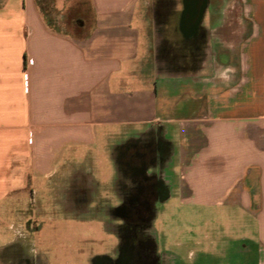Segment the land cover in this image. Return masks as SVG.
<instances>
[{
  "label": "crops",
  "instance_id": "obj_1",
  "mask_svg": "<svg viewBox=\"0 0 264 264\" xmlns=\"http://www.w3.org/2000/svg\"><path fill=\"white\" fill-rule=\"evenodd\" d=\"M43 1L0 0V120L19 125L0 136L22 137L17 150L0 143V215L74 177V167L105 200L125 145L155 144L164 213L179 201L221 208L235 222L204 239L165 229L170 264H264V0H239L240 15L231 13L236 0H207L196 30L182 29L185 0H54L58 26ZM206 25L210 68L199 43ZM104 160L115 170L107 180ZM105 203L86 214L107 215Z\"/></svg>",
  "mask_w": 264,
  "mask_h": 264
},
{
  "label": "rangeland",
  "instance_id": "obj_2",
  "mask_svg": "<svg viewBox=\"0 0 264 264\" xmlns=\"http://www.w3.org/2000/svg\"><path fill=\"white\" fill-rule=\"evenodd\" d=\"M42 5L50 23L58 26L57 14L54 12V0H45ZM214 10L218 12V9ZM220 12L224 14L223 8H220ZM241 12L242 6L239 0H236L231 13L240 15ZM211 31V27L206 25L204 27L205 37L199 41L204 44V49L208 54L205 60L206 68L211 67L213 59ZM191 50L188 56L184 57V61L190 59ZM6 123L9 121L0 120V128L19 127L16 124ZM14 134L0 136V143H4L7 138L8 143H11L14 150H17L22 137ZM130 144L134 147L133 144L136 143L131 142ZM143 145L152 149L150 144ZM136 152L127 153L126 165H132V167H126L129 173H136L139 170L137 164H142L140 161H135ZM0 154H4V151H0ZM13 157L14 160H20L16 151ZM154 159H156L155 155ZM156 164L153 163L152 167L147 169L151 180L152 174L159 173ZM15 165L14 168L18 169V174H20L22 165L20 163ZM102 165V178L107 180L115 171L112 161L104 160ZM74 169L78 171L74 177L71 178L69 174H65L64 177L57 178L55 185L52 184L53 182L45 184L36 200L32 201L30 197L14 200L15 209L9 215H0V230H2L0 233V264H170V252L165 248V229L171 226L194 229V232H184L183 237L204 239L208 229L235 223L233 220L230 221L227 213L221 208L215 207L210 210L199 208L195 211V209H187L180 205L179 201L174 202L173 210L166 214L163 210V200H152V206L159 207L151 215L152 223L148 222L149 216L138 218L124 216L120 210L121 207L133 200L140 204L139 197L144 192L143 188H133L135 184L131 179H126L124 188L119 183L109 185L107 193L102 194L105 200H100V190L99 193L98 191L87 193L86 185L79 183L83 179L81 172L83 169L77 170L78 168L75 167ZM74 169L72 168V171ZM123 178L124 175L121 176V180ZM123 201L124 204H122ZM91 202L95 207L106 202L105 205L109 206V215L86 214L90 211L88 208ZM138 221L145 223L144 231H135L139 229L133 223ZM236 221H238L237 224H242L240 217H237ZM123 225L124 228H122ZM105 237L107 241H104ZM6 241L9 242L6 243ZM142 252L152 253V257H146Z\"/></svg>",
  "mask_w": 264,
  "mask_h": 264
},
{
  "label": "flooded vegetation",
  "instance_id": "obj_3",
  "mask_svg": "<svg viewBox=\"0 0 264 264\" xmlns=\"http://www.w3.org/2000/svg\"><path fill=\"white\" fill-rule=\"evenodd\" d=\"M207 3H208V1L206 0V4ZM187 43H190L192 45H196L198 43V40H195V39L188 40ZM194 47L195 48L191 50V52H192L191 56H189L190 61L187 60V63L189 65L194 59H195V62L197 60L196 51H198L199 48L196 46H194ZM130 143L125 145L124 154H123L124 156L119 161V175H120L119 184L121 185V187L124 188L126 179H131V181L135 184L134 185L135 187H133V188H136V187L139 189L143 188L144 192L139 197L140 204H137L136 201L133 200L131 202H127V205H123V207H121L120 210L124 216L126 215V216L137 217V218L140 216H149L148 222L152 223V219H151L152 216L151 215H152L154 210L159 208V207H156L155 205H154L155 207L152 206V200H155V201L163 200V202H164V198H165L166 191H167L165 181H164L163 177L161 176L162 165H163V162L161 163V158L163 156V153L159 152L156 149L158 147V145L156 146L155 144H152V149H150V148L148 149V148H145V146L143 144H140V145L139 144H133L134 147H132L131 146L132 144H130ZM135 147L137 149H135ZM131 151H137L135 154V156H136L135 161H140L142 163L141 165L137 164V167L139 170L136 173H129V171L126 168V167H132V165H126V161H125V159L127 158L126 157L127 153H129ZM151 154H152V156H151ZM154 155H155L156 159H154ZM153 163L154 164L157 163L156 165H158V166H156V167L159 168V173L157 175L152 174V180H151V176H149V174H147V169H149V166L152 165ZM124 169H126L128 172H126V170H125V173H124ZM122 175H124V178L121 180ZM85 188H86V186H85ZM123 188H121V189H123ZM88 192L89 191H87V193ZM124 203L125 202L123 201L122 204H124ZM107 212H108V214L106 216H108L110 213L109 208H108ZM133 224H134V226H137L136 228L139 229V230H135V231L139 232V231L145 230V227H144L145 223L138 221V222H135ZM122 228H124V225ZM143 254L146 257H152V255H151L152 253H148V254L143 253ZM20 262H22V261H20Z\"/></svg>",
  "mask_w": 264,
  "mask_h": 264
},
{
  "label": "water",
  "instance_id": "obj_4",
  "mask_svg": "<svg viewBox=\"0 0 264 264\" xmlns=\"http://www.w3.org/2000/svg\"><path fill=\"white\" fill-rule=\"evenodd\" d=\"M201 6H199V0H185V10L182 14L181 26L183 30H196L202 20L204 9L206 5V0L203 1ZM191 19H195L194 24H189Z\"/></svg>",
  "mask_w": 264,
  "mask_h": 264
}]
</instances>
